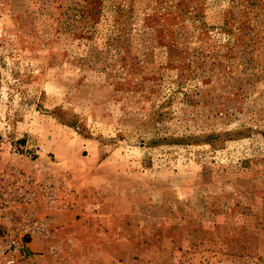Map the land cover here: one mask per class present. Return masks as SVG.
<instances>
[{
    "label": "rangeland",
    "instance_id": "rangeland-1",
    "mask_svg": "<svg viewBox=\"0 0 264 264\" xmlns=\"http://www.w3.org/2000/svg\"><path fill=\"white\" fill-rule=\"evenodd\" d=\"M0 264H264V0H0Z\"/></svg>",
    "mask_w": 264,
    "mask_h": 264
},
{
    "label": "built area",
    "instance_id": "built-area-1",
    "mask_svg": "<svg viewBox=\"0 0 264 264\" xmlns=\"http://www.w3.org/2000/svg\"><path fill=\"white\" fill-rule=\"evenodd\" d=\"M14 244L17 245V241L16 242L14 241Z\"/></svg>",
    "mask_w": 264,
    "mask_h": 264
}]
</instances>
